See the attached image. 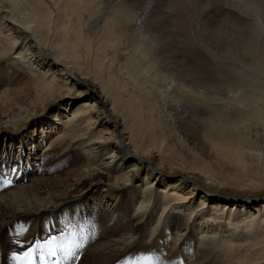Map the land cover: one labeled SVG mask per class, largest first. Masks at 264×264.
Wrapping results in <instances>:
<instances>
[{"label":"bare ground","instance_id":"1","mask_svg":"<svg viewBox=\"0 0 264 264\" xmlns=\"http://www.w3.org/2000/svg\"><path fill=\"white\" fill-rule=\"evenodd\" d=\"M5 153L2 249L71 219L75 264H264V0H0Z\"/></svg>","mask_w":264,"mask_h":264},{"label":"snow or ice","instance_id":"2","mask_svg":"<svg viewBox=\"0 0 264 264\" xmlns=\"http://www.w3.org/2000/svg\"><path fill=\"white\" fill-rule=\"evenodd\" d=\"M93 88L96 89V98L103 104V97L99 94L98 86H94L87 78H84V83L81 85L82 90L77 95L87 96L91 94ZM95 107L96 105L93 104V108ZM0 155L3 157L0 158V175L5 174L4 169H7V173L18 170L16 166L20 164V160H15L13 166H8L6 153ZM6 183L11 184L12 181L7 180ZM6 231L7 229H5ZM41 233H43V227L33 233L30 238L26 237L22 248L19 251L11 252L12 259L20 262V264H60L61 261L67 262L76 258L77 252L84 248V242L88 240L84 226L73 222L71 219L66 221L63 227L57 229V234L48 232L41 235ZM3 243L4 240L0 239V244ZM20 243L19 240L13 241L9 238L10 247ZM140 260L152 264V257H140L137 264H140Z\"/></svg>","mask_w":264,"mask_h":264},{"label":"rangeland","instance_id":"3","mask_svg":"<svg viewBox=\"0 0 264 264\" xmlns=\"http://www.w3.org/2000/svg\"><path fill=\"white\" fill-rule=\"evenodd\" d=\"M2 89V88H1ZM73 93H75V92H73ZM72 98H64V100L66 101H68V100H71ZM81 100H84L83 98H80L79 100H76V101H78V102H76L74 105H71L70 106V108H67V110H71L73 107H75V106H77V105H79L80 104V102H81ZM64 113H66V116H68L67 118H61L59 121L60 122H63V121H65L66 119H68V118H70L71 116L69 115L70 113H68L66 110H65V112ZM41 124V123H40ZM53 124V126H55L56 124H58V122H55V123H52ZM43 126V125H42ZM42 126L41 127H39V130L38 131H40L41 129H42ZM46 126L47 125H45V127L44 128H46ZM61 127H62V124H61ZM33 128L34 127H32L31 128V130H33ZM38 128V127H37ZM36 127L34 128V129H37ZM34 133H36V131L34 132ZM60 133L61 132H59V136H60ZM33 139H35V142L37 143V144H39V141H41V138L40 137H35V138H33ZM44 141V140H43ZM43 143V142H42ZM42 146V147H41ZM47 148H45V146H43L42 144L39 146V149H37L36 147H32V152L28 155V153L27 154H25L24 153V155H23V158L24 159H27V160H29L30 162H35V165H36V161H37V159H38V154L39 155H46L45 153H48L49 151H51V150H46ZM72 149L73 148H71L70 149V153H68V154H73V155H75L77 158H79V154H80V151L77 149V147H75V150H76V153H73L72 152ZM46 151V152H45ZM34 153V154H33ZM33 155H36L37 157L33 160ZM53 157H54V160H58V155H54V156H51V159H53ZM56 157V158H55ZM35 168V167H34ZM164 186V185H163Z\"/></svg>","mask_w":264,"mask_h":264}]
</instances>
